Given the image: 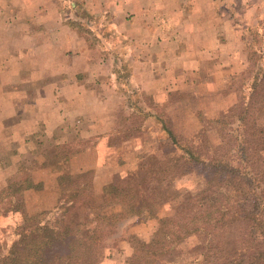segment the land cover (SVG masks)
<instances>
[{
	"label": "rangeland",
	"instance_id": "rangeland-1",
	"mask_svg": "<svg viewBox=\"0 0 264 264\" xmlns=\"http://www.w3.org/2000/svg\"><path fill=\"white\" fill-rule=\"evenodd\" d=\"M214 4L220 36L229 45L223 43L217 52L205 53L203 61L195 53L190 58L185 48L183 85L175 84L165 97L140 95L145 112L137 113L126 102L135 97L126 90L131 83L115 82L123 93L109 128L105 125L106 129L94 131L91 127L93 133L100 132L91 136L77 130L60 144L47 137L43 148L39 147L38 161H30L29 154L27 169L11 163L10 177L1 174L0 264L13 263L24 235L47 246L51 241L44 264H146V260L148 264H239L240 253L235 249L240 242L241 252L264 256L260 241L264 214L258 207L264 201V180L258 184L245 181L243 174L231 170L217 176L198 157L188 158L177 146H189L200 159H217L215 154L206 156L208 151L213 153L212 147L227 143L231 147V130L219 122L228 121L233 106L247 101L253 88L250 100L255 122L263 131L264 158V76L260 78L255 66L264 64V0H215ZM59 8L64 15L77 16L79 29L90 35L92 29L98 32L90 40H99L103 31L113 32L110 29L117 23L90 19L83 3L68 11V2H60ZM231 13L247 46L234 60L227 38ZM120 38L103 35L102 41L112 47L117 62L126 59L122 66H110V74L126 76L135 71L127 60L131 58L129 46L116 49ZM201 62L202 72L196 66ZM87 141L91 142L88 146L101 144L72 159L73 150L85 147ZM32 178L39 181L38 188L23 189ZM120 198L140 206L141 212L125 214ZM188 209L192 217L197 216L199 229L161 256L150 253L161 219L184 217ZM253 215L259 218L251 219Z\"/></svg>",
	"mask_w": 264,
	"mask_h": 264
},
{
	"label": "crops",
	"instance_id": "crops-1",
	"mask_svg": "<svg viewBox=\"0 0 264 264\" xmlns=\"http://www.w3.org/2000/svg\"><path fill=\"white\" fill-rule=\"evenodd\" d=\"M214 1L0 0V177L8 175L11 163L27 169L29 154L30 161H38L45 138L60 144L77 130L91 136L100 133H93L91 127L94 131L105 125L109 128L123 93L115 82L131 83L126 90L135 97L126 102L137 113L145 112L140 95L145 99L165 97L173 86L183 85L185 48L192 54L190 58L195 53L203 61L205 53L213 54L227 43L220 36ZM60 2H68V11L83 3L90 19H115L113 32L103 31L99 40H90L98 32L92 29L90 35L79 29L77 16L64 15ZM229 24L232 59L247 46L232 13ZM114 34L121 37L116 49L127 45L131 51L127 60L135 72L126 76L110 74V66L126 62L124 58L117 62L112 47L102 41L103 35ZM98 48L106 52L98 54ZM196 66L204 70V62ZM90 143L73 150L72 159L101 144L88 146ZM31 183L26 190L40 184L33 178Z\"/></svg>",
	"mask_w": 264,
	"mask_h": 264
},
{
	"label": "trees",
	"instance_id": "trees-1",
	"mask_svg": "<svg viewBox=\"0 0 264 264\" xmlns=\"http://www.w3.org/2000/svg\"><path fill=\"white\" fill-rule=\"evenodd\" d=\"M261 59H264V55L261 56ZM258 68L259 73L261 75L260 78L264 76V64L262 67L255 65ZM258 66V67H257ZM252 76V75H251ZM256 78V77H254ZM253 88L249 91V95L247 96V101L242 102L241 104L234 105L231 111L229 112V120L228 121H220L219 123L225 127V129L231 130V147L227 144L217 145L212 147L211 151H208L206 156L211 154H215L217 159H203L197 152L193 149L191 150L187 145H178L176 140L172 138V142L177 144V146L187 153L188 158L197 159L198 161L208 165L211 169L215 170L217 176H225V174L231 171H237L243 174L245 181L254 182L256 184L260 183L264 180V158L262 156V139H263V131L259 127V125L255 122V117L253 115V102L251 97L253 96ZM244 95V99L245 94ZM240 109V110H239ZM239 110V112H238ZM225 115H222L220 119L224 118ZM219 119V120H220ZM231 124V126H230ZM209 162V163H206ZM221 176V177H222ZM31 181L24 184L23 188L32 187ZM121 206L125 210V214H139L141 212L140 206H135L132 202L125 199H119ZM256 202V201H255ZM259 204L260 211L264 214V201H262L261 205ZM189 209L185 211V215H177V216H167L161 219L159 227L154 233V241H153V249L150 250V253H154L155 255H162L173 249L176 245H178L184 237L187 235L197 231L199 229L198 221L195 219L196 217H192ZM261 214V213H260ZM251 219H258L255 215H253ZM182 218L181 220L178 219ZM249 219V217L243 218ZM264 229L261 231V240L260 237L258 240L261 241V248L264 252ZM34 233V232H32ZM19 247H21L17 256L14 258L12 264H44L45 256L48 254L51 247V241L47 244H40L36 237H31L28 240V236L24 235L18 243ZM241 242L237 244L235 251L239 254V264H251V261L257 262V264H264V256L258 257L254 253L249 254L250 252H241ZM148 260H146V264H148ZM256 264V263H255Z\"/></svg>",
	"mask_w": 264,
	"mask_h": 264
}]
</instances>
